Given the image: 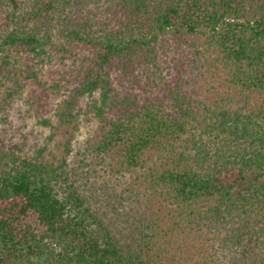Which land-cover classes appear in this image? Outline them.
<instances>
[{"label":"trees","instance_id":"16d2710c","mask_svg":"<svg viewBox=\"0 0 264 264\" xmlns=\"http://www.w3.org/2000/svg\"><path fill=\"white\" fill-rule=\"evenodd\" d=\"M0 83V264H264V0H0Z\"/></svg>","mask_w":264,"mask_h":264},{"label":"rangeland","instance_id":"374dc122","mask_svg":"<svg viewBox=\"0 0 264 264\" xmlns=\"http://www.w3.org/2000/svg\"><path fill=\"white\" fill-rule=\"evenodd\" d=\"M58 68L52 65L44 66L42 81H46L48 85L59 81L64 84L61 75L57 74ZM68 79V75L66 76ZM46 85V86H48ZM45 86V87H46ZM34 89V85H29L27 90L11 103L7 111H0V143L3 145H17L24 149L26 153L30 152L33 147L44 144L46 138L54 135L51 142L48 144L49 150L53 155H59V144L62 141L61 131H56L50 127H43L41 122L46 119L53 126H56L54 111L56 104L61 100L59 94L49 98H45L46 104L36 102L30 104L27 99L31 97L30 90ZM3 86L0 83V98ZM39 95H45L41 89H38ZM44 105V106H42ZM95 125L90 120V116H80L78 122V131L72 140V147L74 152L79 150L85 142L92 136ZM73 160V159H72ZM100 167H95V170L101 173ZM101 179H98L100 181Z\"/></svg>","mask_w":264,"mask_h":264}]
</instances>
